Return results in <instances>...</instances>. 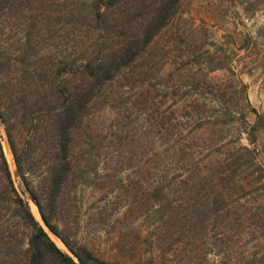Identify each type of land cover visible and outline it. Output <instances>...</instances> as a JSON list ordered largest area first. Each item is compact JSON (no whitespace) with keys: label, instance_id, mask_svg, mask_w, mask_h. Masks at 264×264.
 Returning <instances> with one entry per match:
<instances>
[{"label":"trees","instance_id":"trees-1","mask_svg":"<svg viewBox=\"0 0 264 264\" xmlns=\"http://www.w3.org/2000/svg\"><path fill=\"white\" fill-rule=\"evenodd\" d=\"M180 3L0 0V123L41 219L14 184L0 136V264H121L96 255L79 232L86 189H102L99 173L113 161L117 220L128 231L162 252L205 227L236 244L242 220L231 215L230 190H244L249 170L264 179L240 140L246 133L254 143L264 122L218 51L156 46ZM220 69L227 78L210 77ZM259 208L248 206V219Z\"/></svg>","mask_w":264,"mask_h":264},{"label":"rangeland","instance_id":"rangeland-1","mask_svg":"<svg viewBox=\"0 0 264 264\" xmlns=\"http://www.w3.org/2000/svg\"><path fill=\"white\" fill-rule=\"evenodd\" d=\"M154 42L158 48L167 42H196L200 48L218 51V58L229 62L237 77L247 85L249 104L264 122V0H181L177 16ZM181 56L186 58L187 55ZM167 70L166 65L163 72ZM210 77L224 79L228 77V72L220 69L211 73ZM256 119V113L250 111L247 114L250 124L253 125ZM0 136L2 145H8L1 123ZM250 139L251 135L243 133L240 142L254 149L257 163L264 168V125L257 127L254 143ZM109 164L107 170L99 173L103 177L99 185L102 189H86L79 230L81 240L99 257L121 264H257L263 256L264 226L258 227L259 223L253 222L259 220L255 214L259 210L264 214V179L256 182V174L252 170L241 176L244 190H230V208L232 212L235 209L238 211V215H231L242 220L241 233L235 245L221 244L223 240L220 238L224 236L221 229L205 227L196 232L192 243H175L166 246L162 252L159 246L144 237V232L142 235L134 229L130 232L117 220V168L114 161ZM9 167L18 192L28 199L29 194L16 173L13 158ZM29 204L41 221L37 207L30 200ZM104 204L106 209L97 208ZM248 206L256 210L260 207L258 211H253L255 215L249 219ZM215 219L216 216L211 218V224ZM248 223H252V227ZM138 224L140 222L135 227L146 225ZM50 235L63 250L68 251L55 235Z\"/></svg>","mask_w":264,"mask_h":264},{"label":"bare ground","instance_id":"bare-ground-1","mask_svg":"<svg viewBox=\"0 0 264 264\" xmlns=\"http://www.w3.org/2000/svg\"><path fill=\"white\" fill-rule=\"evenodd\" d=\"M3 148H4L5 155H6L7 159H8V161L12 165V154L10 152V149H9L8 145L6 143L3 144Z\"/></svg>","mask_w":264,"mask_h":264}]
</instances>
